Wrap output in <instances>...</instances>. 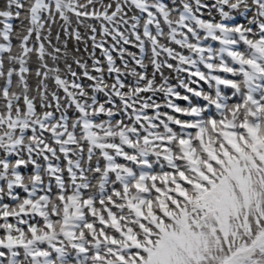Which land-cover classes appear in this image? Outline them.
Here are the masks:
<instances>
[{"label": "snow or ice", "instance_id": "1", "mask_svg": "<svg viewBox=\"0 0 264 264\" xmlns=\"http://www.w3.org/2000/svg\"><path fill=\"white\" fill-rule=\"evenodd\" d=\"M0 264H264V0H0Z\"/></svg>", "mask_w": 264, "mask_h": 264}, {"label": "rangeland", "instance_id": "2", "mask_svg": "<svg viewBox=\"0 0 264 264\" xmlns=\"http://www.w3.org/2000/svg\"><path fill=\"white\" fill-rule=\"evenodd\" d=\"M237 21H238V22H241V23L246 22V20H245L244 18H242V17H237ZM13 23H14V24H17L18 21H13ZM55 31H56V29L54 28V29H53V34H55ZM62 39H63V37H62ZM74 45H75V42H74V41H69V48L74 47ZM217 46H218V45H217ZM80 47H81V49H83V45H82V44L80 45ZM89 47H90V46H89ZM132 50H133V51H137L136 49H132ZM81 55H84L85 58H87V55L84 54L83 52H81ZM96 55H97V57H100V58L102 59V57L100 56V52H99V50H97ZM117 62L119 63V61H117ZM89 63H91L90 60H89ZM30 66H31L33 69H35V67H36L35 60H33V62L31 63ZM60 67L63 68V63L60 64ZM73 67L75 68V65H73ZM76 70L79 71V69H76ZM149 72H151V66H149ZM165 75H167V76L170 77V82H171V83H173V84H176V83H177V80L174 79V76H175L174 73H171V72H169L168 70H165ZM85 82H86V81H85ZM35 83H36L35 78H34V77L31 78V79H30V84H32V85L34 86ZM49 83L51 84V82H49ZM193 87H195V85H193ZM203 87H204V89H205L206 91L208 90V89H207V85H203ZM177 90L180 91L181 94H186V93L184 92L183 89H179V88H178ZM101 98H103V97H101ZM190 98L192 99L193 104H201V105H203V104L205 103L203 100H201V99L198 98V97L191 96ZM158 99H161V100H162L163 97L160 96V97H158ZM177 103L181 104L182 106H186V104H187V102H185V101H177ZM162 111H169V110H168V109H162Z\"/></svg>", "mask_w": 264, "mask_h": 264}]
</instances>
